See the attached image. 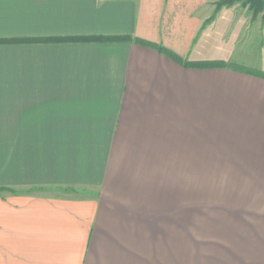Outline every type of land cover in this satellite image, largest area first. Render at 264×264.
<instances>
[{
    "label": "crops",
    "instance_id": "obj_1",
    "mask_svg": "<svg viewBox=\"0 0 264 264\" xmlns=\"http://www.w3.org/2000/svg\"><path fill=\"white\" fill-rule=\"evenodd\" d=\"M223 11L0 0V264H264V231L197 227L216 170L264 202V70L193 64L236 58Z\"/></svg>",
    "mask_w": 264,
    "mask_h": 264
},
{
    "label": "rangeland",
    "instance_id": "obj_2",
    "mask_svg": "<svg viewBox=\"0 0 264 264\" xmlns=\"http://www.w3.org/2000/svg\"><path fill=\"white\" fill-rule=\"evenodd\" d=\"M217 9H224L222 20L228 25L224 30L232 33L230 37L238 40L233 60L237 67L262 72L264 70V13L258 16L241 1L224 4L218 7L221 0H211ZM218 7V8H217ZM214 13V14H215ZM213 34L215 45H221L220 23L216 24ZM225 30V31H226ZM227 32V31H226ZM228 44H231L230 39ZM264 73V72H263ZM219 175L213 178V187L208 193L199 192L197 215L199 229L214 228V231L225 232H261L264 231V202L262 194H257V177H239ZM207 222L213 225H208ZM219 230H216L218 229ZM208 231H210L208 229Z\"/></svg>",
    "mask_w": 264,
    "mask_h": 264
},
{
    "label": "trees",
    "instance_id": "obj_3",
    "mask_svg": "<svg viewBox=\"0 0 264 264\" xmlns=\"http://www.w3.org/2000/svg\"><path fill=\"white\" fill-rule=\"evenodd\" d=\"M235 1H241L243 3V5H248L252 9V11H254L255 17H256V15L258 16L261 12L264 13V0H221V2H218L217 6L218 7H222L224 4H227V3L228 4H232ZM219 10L220 9H217L216 12H218ZM215 16H216V13L213 15L212 18H209L207 20V23L211 19H213ZM77 39L90 40V39H98V38L79 37ZM122 39L124 40L125 37H119L118 36V37H111V38H106V37L100 38V40H122ZM193 64H197V65H200L201 64L203 66H208V67H225V66H231L232 65L235 68H239V69H244V70L250 71L247 68H242L241 66L237 67L233 63L226 62V61H223V60H214L213 62L212 61L196 62V63H193ZM4 188H0V191H3Z\"/></svg>",
    "mask_w": 264,
    "mask_h": 264
}]
</instances>
